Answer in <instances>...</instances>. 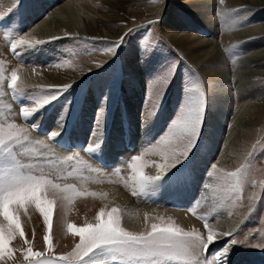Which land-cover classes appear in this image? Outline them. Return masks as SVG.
<instances>
[{"label": "rangeland", "instance_id": "1", "mask_svg": "<svg viewBox=\"0 0 264 264\" xmlns=\"http://www.w3.org/2000/svg\"><path fill=\"white\" fill-rule=\"evenodd\" d=\"M137 1L139 6L133 3V7L144 15L136 18L128 16L124 21L110 26L100 23L98 29L109 28L114 32L112 37H104L82 31L85 12L93 17L94 22L98 20L99 11L109 15L111 8L101 0H0V77H3L0 79V123H15L25 129L28 136L22 145L13 147L16 161L21 165H32L31 169L22 168L23 172L43 174L61 186L71 184L75 188L89 181L102 183L117 177L122 179L124 174L127 180L124 189L134 200L130 207L131 214H138L143 205L147 208L158 206L157 198L162 194L178 195L184 189L185 194L191 191L192 194L196 193V182L192 183L198 171L194 168L195 161L209 152L207 147L211 142L205 141L204 133L206 131L207 134L211 131L209 127H213L216 129L213 133H218L217 141H214L215 150L211 154L213 162L204 171V185L208 187L204 188L206 194H197L198 198H202L200 203L194 208L188 207L189 216L200 227L196 231L205 237V223L215 232L222 233L220 228L226 226L229 219L240 220L232 237L220 246H216V243L211 245L206 254L208 261L214 264L216 257L213 254L235 238L238 243L230 246L227 264H264V247L258 246L264 245V128H252V139L230 151L225 158L227 163H216L226 150L229 134L235 131L232 124L234 114L239 110L245 113L244 116H249L253 110L250 107L242 108L245 105L264 106L261 102L264 100V68L248 64L254 60V56H264V20L261 19L264 11L254 9L252 4L255 0H247L248 3L233 0L232 4L227 5L222 4L221 0ZM86 2L92 3L94 10H86ZM204 4L211 6L210 13L214 20H206L211 15L199 18L195 14ZM50 20L62 34L55 36L57 39H40L31 34L37 23ZM202 22L213 33L204 30ZM182 23L186 28L183 25V28L175 29L174 24ZM169 27L187 33L196 51L192 50V45L176 46L169 42L166 35V28ZM126 33L130 34L115 56L106 51L112 42L119 41ZM19 39L30 42L42 40L45 43L35 48L18 46L13 52L12 44ZM38 51H41L40 57L46 52L47 61L37 59L38 55L34 53ZM172 65H175V72L169 83L162 85L158 77ZM13 70L19 77L18 86L23 89V93L17 96L7 86ZM65 70H72L71 77L76 76V80L66 82L62 79L55 83L45 75L55 72L56 75L66 74L70 78L64 73ZM65 84L73 86L27 120L23 117L20 111L22 107L37 108L42 102L46 93L41 89L60 88ZM161 87H164V93L159 105L155 106ZM225 88L229 91L233 89L234 94L241 89L240 94L232 97L227 114L223 105L219 104L225 95ZM90 95L92 103L88 106L92 107L89 124L84 127L80 121L84 120V103ZM201 95L205 98L206 111L198 141L199 150L195 156L168 173L158 189L132 195L135 189L133 176L136 173L130 165L136 164L138 171L149 176L164 173L165 169L157 165H164L165 159L158 152L146 149L168 132L170 122L187 97ZM217 95L220 96L218 100ZM104 97L108 99L103 144L98 153H89L86 149L95 141L96 117L104 106ZM241 104L243 106L240 107ZM65 108L68 112L64 128L54 141L50 133L60 130L55 124ZM135 150L137 153H134ZM137 156L141 159L134 161L133 157ZM11 162L7 157L0 159V174ZM238 168L242 169V181L239 183L234 178H228V174ZM209 172L214 175L210 177ZM62 195L53 204L52 247L48 248L45 244L46 225L43 217L35 205H29L17 212L19 219L24 217L22 222L25 223L20 225L25 236L16 233L9 243L13 249L12 258L0 261V264H36V260L43 259L32 255L26 259L28 247L33 252L52 257L55 264L56 257L67 255L79 243L80 237L68 229V224L76 227L95 224L101 211L105 214L111 212L96 197L74 195L69 202L63 200ZM176 200L164 207L171 211H176L174 208L180 211L187 209L177 207ZM208 203L211 206L203 209ZM249 209L251 211L247 212ZM201 210L206 212L197 218ZM116 215L120 217L121 224L122 213L119 211ZM0 223L6 222L0 218ZM152 223L160 221L148 218L145 230L150 229ZM222 237L220 235L217 240ZM111 255L105 253L93 259L96 264H152L151 260L128 259L118 254L116 259H112ZM199 260L204 264V253L200 254ZM157 264H186V261L158 258Z\"/></svg>", "mask_w": 264, "mask_h": 264}, {"label": "snow or ice", "instance_id": "2", "mask_svg": "<svg viewBox=\"0 0 264 264\" xmlns=\"http://www.w3.org/2000/svg\"><path fill=\"white\" fill-rule=\"evenodd\" d=\"M221 3H223V0H221ZM129 34L126 33L119 41L112 42L106 51L115 56ZM52 39H57V37ZM43 43L45 41L30 42L27 39H19L12 44V49L15 52L18 46L26 45L28 48H35ZM56 66L59 67V65ZM0 72H2V68H0ZM174 72L175 65H172L162 76L158 77L161 84L166 86ZM0 79H3V77H0ZM18 79L17 72L13 70L7 86L12 90L14 96L23 93V89L18 86ZM72 86L71 84H65L60 88L41 89V92L46 93L43 95L42 102L38 104L37 108L22 107L20 111L23 117L27 120L51 101L57 99L60 94L71 89ZM163 93L164 87H161L156 96L155 106L159 105ZM107 99V97H104V106L97 113L93 132L95 141L90 143L86 149L89 153H98L103 144ZM205 111L206 103L203 95L187 97L176 117L170 122L168 132L161 135L151 148L146 149V151H156L162 155L166 163L157 165V167L164 168V173L149 176L145 175L143 171H138L136 164L130 165L136 173L133 176L135 189L132 195L136 196L148 190L158 189L168 173L195 156L199 150L198 141L201 137ZM67 112L68 109L65 108L64 114L57 122V128L60 130L50 133V137L54 141L63 131ZM26 140H28L26 130L21 126L15 123H0V159L7 157L12 161L2 170L3 174H0V218L6 222L0 223V261L12 258L13 249L9 247V243L16 233L18 232L21 237L25 236L17 215L20 208L35 205L46 225L45 244L48 248H51V217L55 200L60 199L61 194H63L62 199L70 202L73 195L80 194L76 191L74 185L65 184L61 186L43 174L34 175L31 171H21L22 168L31 169L32 165H21L16 161L13 147L22 145V141ZM71 158L69 157V159ZM140 159L139 156L133 157L134 161ZM213 168H215V165H213ZM117 171L119 170L117 169ZM241 171L242 169L238 168L235 172L229 173L228 178H234L238 183L241 182ZM208 175L211 177L214 173L209 172ZM205 187H208V185H205ZM90 195L95 196L96 193H90ZM117 211L116 208H113L107 214L101 211L96 217L97 223L95 224L83 227L68 224V229L80 237L79 243L67 255L56 257L55 264H96L93 258L105 253L112 254V259H116L118 254L128 259L151 260L152 264H157L158 258L185 260L186 264H201L199 256L204 253V264H213L212 261L207 260L206 255L210 246L216 242L220 235L233 236V232L217 233L205 223L207 229V236L205 237L196 230L185 231L175 226L171 220L164 221L162 218H160V223H152L150 229L133 233L121 227L120 217L116 215ZM145 219H148V217L146 216ZM26 243L29 242L26 241ZM237 243L238 241L233 238L225 244L222 250L214 253L213 255L216 257L214 264H227L230 246ZM258 246L264 247V245ZM28 255L43 257V259L36 260V264H53L52 257H46L41 252H33L31 247L27 248L26 259Z\"/></svg>", "mask_w": 264, "mask_h": 264}, {"label": "bare ground", "instance_id": "3", "mask_svg": "<svg viewBox=\"0 0 264 264\" xmlns=\"http://www.w3.org/2000/svg\"><path fill=\"white\" fill-rule=\"evenodd\" d=\"M173 1L175 2L176 0H173ZM232 1L233 0H231V2H229L228 0H223V3L225 5L232 4L233 3ZM239 1L242 2V0H239ZM244 1L247 2V0H244ZM101 2H103L104 4H106L107 6H109L111 8L109 15L104 14L102 11H99L100 13L97 12L98 13V17H97L98 20H96V22H94L92 20L93 17L91 18V15L87 14L85 12L84 13L85 17L83 18V23H84V29H82L83 32L89 33L93 36L95 35V36L112 37V34L114 32H112L111 29H109V28L98 29V25L100 23H105L106 25L108 24V26H110L111 24H115L117 22L124 21L125 17H128V16L136 18L138 15H142V16L144 15L143 12H137L132 5L134 3L135 5L139 6L140 3L137 0H101ZM86 4H87L85 7L86 10L88 9V11H91L93 9L92 3L86 2ZM252 5H253V7H255L254 9H256V10L259 9L260 11H264V0H255ZM210 12H211V6L204 4L200 8L197 9V12L195 14L199 18L200 17L207 18L209 15H211V17H208L206 20L212 21V20H214V18H212V14ZM261 19L264 20V16ZM51 20L37 23L35 25V27L32 29L31 34L34 36H38V38H40V39L52 38L55 36L62 35L61 32H59L58 30H56L53 27ZM86 21L88 23H86ZM201 24H202V26H205V23L202 22ZM260 24H262V23H260ZM183 25H184L183 23H182V25L181 24L180 25L174 24V26H176L175 29L176 28L181 29V28H183ZM66 26H68V24ZM184 27L186 28L185 25H184ZM206 27L208 28V26H205V27H203V29L207 30ZM175 29H172L171 27L166 28L167 40L176 46H181V45L182 46H188V47L191 46L192 42H191V39L188 36V34L187 33L186 34L181 33L180 31L175 30ZM208 29H210V28H208ZM207 31L209 32V34L213 33L210 30H207ZM262 31L264 32V24H262ZM260 35H258V36H260ZM249 37H250V35H249ZM192 46H193L192 50L196 51V49L194 48L196 46H194V45H192ZM185 50L187 52L186 48H185ZM40 53H41V51H38L37 54L34 53V55H36V56L38 55L37 59H39L42 62L47 61L48 55L46 54V52H43L41 57H40ZM258 55L254 56V60L253 61L251 60L248 64L249 65H256L258 68L263 69L264 68V65H263L264 56H261V55L258 56ZM1 60L6 61L8 65L10 64L9 61L6 59L1 58ZM71 71L65 70V72H64V73H67L70 76V78H68L66 76V74H65V76L67 78L65 76H62V75H56L55 72L47 73L45 75H47V77L55 83H57L58 81L61 82L62 79H65L66 82H73L76 80L74 78L76 76L71 77ZM205 80L207 83V78ZM219 91L220 90H218V93H219ZM230 91H229V89L225 88V91H223L225 95L219 101V104L223 105V107L225 108V114H227L229 112L228 109H230L229 108L230 103H231V101H233V100H231L232 97L236 96V93H238V94L241 93L240 88L238 89V91L235 94L233 92V89L232 90L230 89ZM238 96H240V95H238ZM216 98L218 100L220 98V96L217 95ZM91 99L92 98L90 95L84 103L85 104L84 105V120L80 121V123L83 124V126L84 125L86 126L87 124H89V122H88L89 116H90L89 112H90L92 105L88 106V104L92 103ZM126 99L128 100L129 97H127ZM238 99H240V97ZM261 102L264 103V100H262ZM241 106H243V105L241 104L240 107ZM249 107L252 108V110H253L252 113H249V116H244L245 113L238 112L239 110L236 112V114H234L235 119L232 122V124H233V128L235 129V131L232 134H229L230 136H228V139L226 140V144H225L226 150L224 153L221 154V156H220L221 159L218 162H216L217 164L227 163V160L225 158H227L229 156L230 151H233V150L243 146V144L247 143L250 139H252V137H251L252 128H254V127L264 128V106L262 104H258V105L253 104L251 106L245 105L242 108L248 109ZM56 109L58 111H60L59 107H57ZM209 118H211V116ZM55 126H57V124H55ZM209 128L211 129V131L210 132L208 131L207 134H206V131L204 133L205 134L204 135L205 141L211 142L210 146L207 147L209 152L207 153V155L205 157L196 158V161H195L196 165L194 166V168L198 169V171L196 172L197 175L192 182L193 184L196 182V185H197L196 186L197 191L195 194L194 193L192 194V191L185 194L186 193L185 189H184V191L180 192L178 195L162 194L159 196V198H157V200L159 201V204H156V205H158V206H150L147 208V207H144V205H143L140 207V210H141L140 213L131 214V208L130 207H132L134 200H131L129 193L124 189L125 183L127 182L126 178L124 177V174H122V176H121L124 179L123 178L119 179V177H117L115 180H112V181L104 180V181H102V183H93L92 181H89L90 183L88 182V183H84L81 186H78L76 188V191L78 193H80L79 196L85 197L86 195H89L92 197H96L103 204V206L108 207L109 210L116 208L118 210L117 212L120 211L122 213V218H123L122 219L123 222L121 223L122 227L125 230L133 232V233H139V232L145 231V228H146L145 226L147 223V219H145L146 216L148 218H153L154 220H157V221H160V218H162L164 221L171 220V222L175 226H178V227L184 229L185 231L198 230L200 227L197 223H194L191 220L192 218H191V216H189V211L191 208L196 207L197 204H199L200 201L202 200V198L197 197V194L200 192H201V194H206V192L204 191V190H206V189H204V188H206L204 185L205 184L204 183V171L206 169V166L208 164H210L211 162H213L212 161L213 157L211 156V154L215 150V143L216 142H214V141L215 140L217 141L216 135L218 133L217 131H216V133H213V130L214 131L216 130V129H212L213 127H209ZM220 132H221V130H220ZM203 145H206V144H203ZM134 147H136V146H134ZM137 150H135L134 153H137ZM90 193H96V195L93 196V195H90ZM176 196H178V197H176ZM73 197H74V195H73ZM173 199H177L176 200L177 207H182V208H187V209H183V211H180L179 209L174 208V210H176V211H171V209H167L166 207H164L167 204H172ZM187 199L190 202L187 203V201H188ZM160 203H161V205H160ZM189 206H190V209L188 211ZM208 206H211L210 203H208L205 207H203V209H206ZM205 212H206L205 210L199 211L197 213L199 215L197 218H201L200 216L201 215L203 216V214ZM23 220H24V217L21 216L20 224L25 223V222H22ZM239 222H240V220L236 221L235 219L231 218L226 222V226L221 227V228L219 227V228L221 229L222 233H225V232H233L234 233L236 231V227L238 226ZM228 238L229 237L223 236L220 240H216V242H215L216 246H220ZM210 247L212 248V246H210Z\"/></svg>", "mask_w": 264, "mask_h": 264}]
</instances>
